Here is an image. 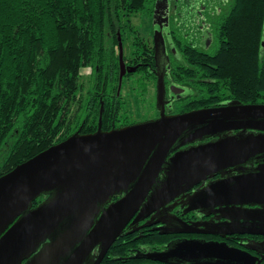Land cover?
Returning a JSON list of instances; mask_svg holds the SVG:
<instances>
[{
	"label": "water",
	"instance_id": "obj_1",
	"mask_svg": "<svg viewBox=\"0 0 264 264\" xmlns=\"http://www.w3.org/2000/svg\"><path fill=\"white\" fill-rule=\"evenodd\" d=\"M118 46L120 84L125 70L119 35ZM163 97L160 76L158 118L103 131L99 117L94 132L76 131L0 176V264H21L69 217L73 218L70 227L24 264H48L53 256L66 253L76 243L79 244L61 264H80L95 245L101 244L95 262L98 264L142 204L143 208L155 210L213 172L245 163L257 153L261 154V162L254 171L217 179L206 189L209 200L216 205L264 203V104L232 101L222 107L165 115ZM238 128L259 133L243 138L224 136L192 145L165 160L175 143L185 145ZM165 162L168 167L164 178L154 188ZM122 192L95 222L100 206ZM42 194L47 197L33 207V200ZM201 205L198 201L193 207ZM204 249L209 253L212 246ZM230 258L241 260L234 255Z\"/></svg>",
	"mask_w": 264,
	"mask_h": 264
},
{
	"label": "trees",
	"instance_id": "obj_2",
	"mask_svg": "<svg viewBox=\"0 0 264 264\" xmlns=\"http://www.w3.org/2000/svg\"><path fill=\"white\" fill-rule=\"evenodd\" d=\"M156 1L0 0V176L79 129L94 132L99 117L105 129L129 119L117 93L118 35L144 54L132 17L152 15ZM263 7V0H232L228 43L217 51L222 86L247 103L264 104L263 32L254 18ZM84 67L91 68L85 94ZM144 75L132 78L136 102L154 81Z\"/></svg>",
	"mask_w": 264,
	"mask_h": 264
},
{
	"label": "flooded vegetation",
	"instance_id": "obj_3",
	"mask_svg": "<svg viewBox=\"0 0 264 264\" xmlns=\"http://www.w3.org/2000/svg\"><path fill=\"white\" fill-rule=\"evenodd\" d=\"M231 1L157 0L152 15H147L151 19L150 41L142 35L147 45L145 53L133 54L131 48L125 51L122 43L125 72L119 84L118 58L117 84V93L122 90L125 94L120 105L124 108L130 105L126 102V97L128 90L133 87L132 78L136 73L142 76L144 71V76L154 80L149 81L148 88L144 90L146 95H154L153 109L143 111L144 117L127 114L129 119H114L109 129L103 128L101 123V130L108 131L158 118L160 107L157 105L156 95L160 76L164 85L165 115L222 107L232 101L247 103L228 96L227 86H222L221 54L217 51L228 43L224 29L230 28ZM254 18L263 32L260 38V44L263 45L264 7L257 9ZM126 40H129L128 36H125ZM117 55L119 56L118 45ZM80 130L79 133H85ZM249 133L256 135L259 131L238 128L205 136L185 145L178 146L175 143L165 160L168 161L176 151L192 145L215 141L224 136L243 138ZM260 162L261 154L257 153L249 156L245 163L230 165L213 172L212 176L179 193L155 210L143 208L142 204L98 264H264V203L247 201L216 205L211 203L213 199L209 200L206 189L208 183L217 179L252 172ZM167 167L168 164L163 163L154 188L159 187ZM151 192L152 190L149 195ZM123 194L124 192L115 194L107 203L101 205L99 215L94 221H97L110 203ZM198 201L202 204L201 207L194 208L193 205ZM137 215L139 218L135 219ZM72 222V217L67 218L21 264L29 258H36L48 245H52ZM78 244L66 253L53 256L47 263L61 264ZM206 245L212 246L209 253L204 249ZM101 250V244L95 245L80 264H95ZM231 255L241 260L233 261Z\"/></svg>",
	"mask_w": 264,
	"mask_h": 264
},
{
	"label": "rangeland",
	"instance_id": "obj_4",
	"mask_svg": "<svg viewBox=\"0 0 264 264\" xmlns=\"http://www.w3.org/2000/svg\"><path fill=\"white\" fill-rule=\"evenodd\" d=\"M150 18L149 16H147V14L145 13H137L135 14L133 17H132V22L133 24L135 25L136 28H139V35L140 36H144L145 39H147V41L149 40L150 41V38H151V34H150ZM130 42L129 40H126L124 41V44H123V50H129L130 49V45H128ZM91 73V68L89 67H84L81 69V82H83V90H82V93L85 94V91L87 90V87H88V77L89 74ZM131 84V83H130ZM130 86V85H129ZM129 94L128 96L126 97L127 101L126 102H129L130 105H126L124 107V110L127 114H132L131 116H141V117H144L145 114L143 111L149 109H153V104L155 101L154 100V95L151 94V95H147L146 99L144 100L143 99V95L139 97V100L138 102H136V92L130 88V90H128ZM123 95H125L123 92H122ZM142 98V99H141ZM149 105V106H148ZM129 106V107H128Z\"/></svg>",
	"mask_w": 264,
	"mask_h": 264
}]
</instances>
